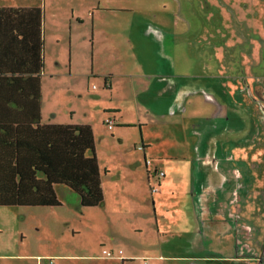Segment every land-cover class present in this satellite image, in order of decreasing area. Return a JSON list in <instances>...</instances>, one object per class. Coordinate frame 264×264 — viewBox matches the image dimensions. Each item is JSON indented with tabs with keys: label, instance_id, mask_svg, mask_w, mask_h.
Wrapping results in <instances>:
<instances>
[{
	"label": "rangeland",
	"instance_id": "1",
	"mask_svg": "<svg viewBox=\"0 0 264 264\" xmlns=\"http://www.w3.org/2000/svg\"><path fill=\"white\" fill-rule=\"evenodd\" d=\"M77 1L44 0L42 6L45 47L43 115L45 122L54 120L92 125L105 202L94 207L82 206L75 190L58 184L56 192L61 205L0 206V254H10V259H0V264H49L48 257L51 256L58 258L75 253L99 255L104 249L111 250L113 243L124 250L132 249L136 254L144 253L151 259L162 253L168 257L172 254L196 253L194 244H187L177 233L184 222L176 223L170 231H165L170 217L164 211L192 209L189 194L200 186L202 177L205 179V174H199L200 167L195 165L197 161L187 160L186 166L183 163L180 167L183 177H173L172 187L162 194L164 203L159 199L153 201L151 184L149 186L145 176L149 165L152 164L150 169L153 172L160 168V161L153 158L164 154L159 143L169 156L192 157L195 160L205 157L211 147L205 125H193L198 124L195 121L197 117H188L185 125L172 122L173 125L167 128L163 122L155 124L152 120L153 117L162 119L160 116L173 109L180 112L176 86L182 88L185 83L188 88H193L190 94L210 96L211 100L207 101L213 108H216L213 106L216 100H220L212 97L216 93L224 98L236 93L234 100L249 95L253 100L249 103L250 108L262 115L263 119L256 115L248 119L245 112H250V109L245 103L244 106L234 103L225 117L224 125L220 130L216 129L214 135L213 141H216V147L220 145L221 152H224V141L232 143L229 146L231 149L238 141L240 143L237 144L242 145L251 140L245 150L251 163L246 161V167H233L230 171H227L228 165L222 164L226 172L220 179L216 178L220 188L225 185L232 190L249 185L256 190L250 193V201L240 208L244 219H238L237 212L231 214L232 209L221 202L226 203L227 200L219 198L218 212L228 223L225 227L232 236L226 239L231 243V248L225 247L222 238L221 244L216 245V254L234 253L235 258L232 261L190 258L168 262L264 264V111L259 92L257 98L253 97L249 80L244 77L246 64L252 68V74L264 75V0H124V4L114 0L116 6H130L133 9L122 11L131 20L121 28L119 25L116 34L123 40V43L118 41L117 47L126 56L125 61L128 60L126 71L135 75L132 80L118 77L114 80L113 89L105 85L104 75L96 73L100 68L98 62L96 68H99L94 69L92 33H89L90 25H79L83 6L78 5ZM115 11L111 13L118 10ZM144 16L156 19H143ZM131 36L136 47L129 46L128 38ZM177 43L179 50L175 48ZM142 47L150 48L148 51L142 50ZM171 47L170 57L165 53ZM180 50L186 54L180 53ZM251 57L256 63L255 67ZM132 81V88H129ZM200 81L204 89L195 90L193 85ZM239 81L247 85L244 91L240 87V90H233L230 86ZM115 97L120 99L124 118L139 116L141 122L149 123L146 126L147 135H153V140L156 139L149 152H144L139 126L117 123L110 129L104 121L109 116L105 115L108 113L105 110L113 106ZM138 102L143 108L137 109L135 103ZM170 115L173 113L166 117H171V121L180 117ZM244 129L250 132L246 134ZM186 168L189 172L184 177ZM128 175H134L130 177L132 180L115 182L119 187L114 185L113 181ZM245 176L247 181H244ZM157 181L153 180L154 184ZM123 184L131 191L120 189ZM155 188L154 192L157 190ZM172 190L176 191L175 196H172ZM245 194L235 191L234 196L240 202ZM109 209H119L122 214L112 215ZM145 210L149 211L150 217L160 210L165 214L159 219L162 232L156 222L143 231L135 230L138 211L144 215ZM220 225V222L216 223L219 235ZM205 250L214 251L215 247L209 248L207 244ZM122 254L119 253V256ZM198 254L203 253L198 251ZM56 264H62V260L57 259Z\"/></svg>",
	"mask_w": 264,
	"mask_h": 264
},
{
	"label": "crops",
	"instance_id": "2",
	"mask_svg": "<svg viewBox=\"0 0 264 264\" xmlns=\"http://www.w3.org/2000/svg\"><path fill=\"white\" fill-rule=\"evenodd\" d=\"M120 3L124 4V0H118ZM43 3L44 0H0V8H34L39 7L42 8V39H43V47H44V9H43ZM78 5H82L83 7L80 9L83 17L79 19V25H85L86 27L90 25V31L89 33H92V42H93V51H94V69H98L96 73L98 75H104L109 77V87L113 89L114 86V80L118 77L126 78V80H132L133 76L135 74L127 73L126 70H128V65L126 63L128 60L125 61V55L121 52V49L117 47V43H123V40L116 34L117 29L120 25V28L122 25L129 24L128 20H131V18L125 16L122 14V11L125 9V11H133V9L130 6L124 7V5L116 6L114 4V0H78ZM110 5V6H109ZM130 9V10H128ZM115 10H118L117 13H111L116 12ZM75 12V11H74ZM75 14V13H74ZM156 17V15H155ZM154 17V18H155ZM150 19H154L151 16H148ZM146 16L143 17V19H148ZM156 19V18H155ZM117 39V40H116ZM129 46L136 47V44L134 42V39L132 36L128 38ZM178 50L179 46L178 43L176 45ZM186 47V45H184ZM150 47H142V50H148ZM174 48V49H175ZM45 49V47H44ZM172 47L166 51V55H169L171 57L170 51H172ZM185 53L186 52H181ZM44 56H45V50H44ZM253 61V58H250ZM170 61V59H169ZM97 62L99 63V67L96 68ZM186 63V62H185ZM254 61H253V67H255ZM45 69V63H43L42 72H41V82H42V122L43 123H72V122H61V121H54V120H48L45 122L44 118V102H43V73ZM252 68L248 64H246V72H245V79L249 80L250 89L252 91V96L257 98V92H259V98L262 101V108L264 111V75L261 74L260 76L254 75L251 73ZM128 78V79H127ZM119 83V82H118ZM133 81L129 88H132ZM255 84V85H253ZM203 83L200 81L199 83L193 85L195 90H203ZM233 90L240 89L244 91L246 89L244 84H241L239 81L238 83H232L230 85ZM209 87V85H208ZM193 88H188V85L185 83L184 87H177L176 86V98L177 101L180 103V112L176 110H170V112L173 113V115L170 116H180L177 117L175 121H171V117L167 118L166 116L169 115L170 112H167L163 114V116H160L162 119H156L155 117L152 118L154 120L155 124H160L163 122L164 126L170 127L173 125L172 122H178L182 124H186L188 117H197L195 121H197L198 124H193L194 127L196 125H205L207 128V136H210V142L212 144L209 148V151L207 154H205V157H203L201 160H195L194 158H179L178 156L172 157L166 154L165 150L163 149L162 144L159 143L160 149L164 154H159L158 156H154V159L159 160L160 168L159 170H162L165 172V174L161 177L156 178V172L152 171L151 165L148 166V172L145 173V176L147 178L148 184L151 188L157 187V190L154 192L152 190V199L153 201H159L161 203H164L162 194L164 191H167L170 189L173 185V177H177L178 179H181L180 175V167L186 166V161L191 160L193 162L197 161L195 165L200 167L201 173L199 174H205V179L203 177L200 179V186L194 191H191L189 194V198L192 200V209H165L164 212H167V217L169 218V225L165 228V231H170L171 226L175 227L176 223L184 222L185 224L181 226V231L177 232L180 234V238L184 239L187 244L191 245V243L194 244V248H197V252L194 254H188V253H180V254H172V256L166 255V254H159L154 256L153 261L156 264H169L168 261L172 260H182V259H190V258H200L202 260L207 261H214L215 259H225L226 261H232L236 254H222L221 252H218L216 254V245L221 244V239L225 240L224 244L226 248H231V243L227 241L226 239L231 238V231L226 230V225L228 223L224 220L221 213L218 212L219 207V198H223L227 200L226 203L221 200V202L224 204L226 208L232 209L231 214L237 212V218L244 219V216L242 214V207H244L248 201H250V193L256 190H253L250 188L249 185L240 186L233 188L231 190L230 187L227 186H221V188L218 186V182H216V178L220 179L221 175L226 172L225 167L222 168V164L228 165V170H233V167H246V161L251 163V160L246 156L245 150L249 146L250 141L245 142L242 145H239L237 143H240L238 141L237 143H234V147L229 149L231 142L224 141L223 151H220V145L216 147V141L215 134L216 129L220 130L221 127L224 125L225 117L229 114V111L231 107H233L236 103H245V105L250 109V112H245L248 119H252L254 115H258V113L255 111H252L250 108V104L252 103V97L246 95L242 97V99L234 100V96L237 98V94H229L225 96V98L219 94L216 93V96H212L214 99H220L219 101L216 100V104L213 106H216V108H213L212 105L207 101V99L211 100L210 96H204V97H197L195 95L190 94ZM239 89V90H240ZM194 90V91H195ZM131 95V93H130ZM117 96V94H116ZM181 97V98H180ZM131 99V96L129 97ZM180 98V99H179ZM230 98L228 101L227 99ZM115 102L113 106L108 108V110H105V112L112 113L116 117V124H134L135 126H139L141 129V135H142V142L144 145V152L147 153L155 143V140H153V135L151 137H148L146 126L149 124L147 122H141L139 116L137 118L133 119H127L124 118V112L123 108L120 104L119 97H115ZM167 101L163 103L165 105ZM234 104V105H233ZM137 109L143 108V105H141L139 102L135 103ZM162 105V106H163ZM188 105L191 106L190 110L188 109ZM244 106V105H243ZM183 109V110H182ZM107 113V114H108ZM105 114V115H107ZM191 114V116H190ZM104 115V116H105ZM154 116V115H153ZM106 117V116H105ZM57 118V117H56ZM58 119V118H57ZM137 121H140L138 124ZM81 124H89V123H81ZM138 124V125H137ZM91 125V124H90ZM92 126V125H91ZM244 133L250 132V130L247 131V129H244ZM242 135H244L241 132ZM239 145V146H238ZM219 153H223L219 155ZM175 158V159H173ZM152 159V158H151ZM153 159V160H154ZM185 159V160H184ZM140 162H137V164ZM184 163V164H183ZM135 164L134 166H136ZM223 165V166H224ZM236 165V166H235ZM135 172V171H133ZM189 170L186 168L184 173V177L188 174ZM130 174V173H127ZM134 174V173H133ZM126 175V174H125ZM134 175H128V176H122L118 178L117 180L113 181L114 185L119 187V185L115 182L121 181L125 182L126 179H131ZM154 178V179H153ZM134 179V178H133ZM158 181L154 184L153 180ZM208 179V180H207ZM132 180V179H131ZM199 181V179H198ZM244 181H247V177H244ZM228 183V182H227ZM102 186H103V179H102ZM230 186V185H229ZM122 190H126L127 192L131 191L127 188L125 184H123V187L120 188ZM117 189V190H120ZM104 190V198H105V189ZM151 190V189H150ZM225 190V191H222ZM231 190V191H230ZM230 191V192H228ZM235 191H241L243 194L246 193L245 197H242L240 202L238 201V198H236ZM227 193V194H226ZM155 194V195H154ZM172 196L176 195V191L172 190L171 192ZM220 194H223V196H220ZM225 194V195H224ZM158 196V197H157ZM105 202V199L104 201ZM155 203V202H154ZM157 211V210H156ZM112 215L114 214H122V212L119 209H109V211ZM163 215H165L161 210L159 213H154V217H150V213L148 210L144 211V215L142 211H138L136 222H135V230L136 231H143L149 224L153 225L152 223L156 222L157 228L160 232L161 226L159 228V219L163 218ZM120 217V216H117ZM166 217V218H167ZM220 222V235L217 233L218 228L216 227V223ZM191 227V228H190ZM186 233L187 229H189ZM219 236V237H218ZM218 237V242H216ZM209 244L210 247H215L214 251H207L205 250V246ZM113 246H111V250H114L116 253L119 250H123L122 256L115 254V256H108L103 253V251L99 252V255L94 254H73V255H61L57 257L51 256L48 258H54L55 263L56 260H62V264H144L143 258L144 257H150L144 253L136 254L134 250H124L119 244L113 243ZM118 247V248H116ZM193 248V249H194ZM234 249V245H233ZM198 251L202 252L203 254H198ZM8 257V258H7ZM164 257V258H163ZM165 257H168L165 259ZM1 260L10 259V254H0ZM140 260V261H139Z\"/></svg>",
	"mask_w": 264,
	"mask_h": 264
},
{
	"label": "trees",
	"instance_id": "3",
	"mask_svg": "<svg viewBox=\"0 0 264 264\" xmlns=\"http://www.w3.org/2000/svg\"><path fill=\"white\" fill-rule=\"evenodd\" d=\"M42 38V8H0V206L61 205L58 184L82 206H98L105 198L93 127L42 122Z\"/></svg>",
	"mask_w": 264,
	"mask_h": 264
},
{
	"label": "built area",
	"instance_id": "4",
	"mask_svg": "<svg viewBox=\"0 0 264 264\" xmlns=\"http://www.w3.org/2000/svg\"><path fill=\"white\" fill-rule=\"evenodd\" d=\"M107 121H108V127H109L110 129H113V128H114V119H113V118H107ZM147 162L150 163V160H148ZM163 174H164V172H161V175H162V176H163ZM153 189L155 190L156 188L153 187ZM153 189H152V190H153ZM114 252H115V251H113V250H107V249H104V250H103V253H104V254H106V255H108V256H112V257L115 256ZM119 253H120V254L123 253V250H120ZM144 264H155V263H153L152 260H150V259H145V260H144Z\"/></svg>",
	"mask_w": 264,
	"mask_h": 264
}]
</instances>
